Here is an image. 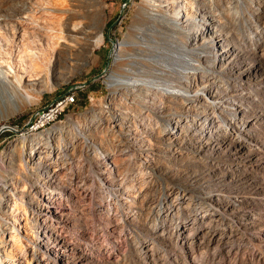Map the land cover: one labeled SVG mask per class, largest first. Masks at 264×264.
Listing matches in <instances>:
<instances>
[{
  "label": "rangeland",
  "instance_id": "rangeland-1",
  "mask_svg": "<svg viewBox=\"0 0 264 264\" xmlns=\"http://www.w3.org/2000/svg\"><path fill=\"white\" fill-rule=\"evenodd\" d=\"M3 183L2 264H264V0H0Z\"/></svg>",
  "mask_w": 264,
  "mask_h": 264
},
{
  "label": "bare ground",
  "instance_id": "bare-ground-1",
  "mask_svg": "<svg viewBox=\"0 0 264 264\" xmlns=\"http://www.w3.org/2000/svg\"><path fill=\"white\" fill-rule=\"evenodd\" d=\"M60 9H61L62 12H67L69 10L66 6H63ZM77 18H78V16L76 14H71L68 17V19L70 21L76 20ZM79 27H80V25L77 24V25H75L72 28V30L73 31H78L77 29ZM188 29L190 30L189 25H188ZM185 76L188 77L189 75H185ZM138 85L148 87L149 89H153L151 87V83H149V82H141V83L137 82V83H135L133 85V87H136ZM158 90L160 92L166 94V95H169V96H176L174 91H182V89H169V88H166V87L159 88ZM76 121L77 120L74 117L68 119L69 123H74ZM47 138H50V136L48 135ZM52 142H53V145L51 144ZM52 142L51 143L50 142L49 143L48 142L45 143L46 147H47V149L45 151L42 148H40V147L33 146V147H31V149L29 151L25 152V154L22 156L21 159H22L23 163L25 164V168H24L25 172L24 173L26 175L28 173H31V167H33L32 166L33 164L37 163L39 165H43V163H44L43 161H46L48 164H52L51 159L53 158V156H55L56 154H61L62 150L64 149L63 144L59 143V142L58 143H54V141H52ZM1 186L2 187H0V207L5 204L4 201L7 199L9 193L13 194V197L14 196L16 197L15 189H11V187H9L7 185V183H3V184H1ZM14 199H16V198H14ZM1 213H2V210L0 209V228H1L2 224H3V222H4V217H3V215ZM13 228H14V225H11V229H13ZM2 261H3V257L1 255V249H0V264H2Z\"/></svg>",
  "mask_w": 264,
  "mask_h": 264
},
{
  "label": "built area",
  "instance_id": "built-area-1",
  "mask_svg": "<svg viewBox=\"0 0 264 264\" xmlns=\"http://www.w3.org/2000/svg\"><path fill=\"white\" fill-rule=\"evenodd\" d=\"M77 101L76 91L74 89L69 90L40 109L27 123L24 130L29 133H37L58 124L66 111L75 106Z\"/></svg>",
  "mask_w": 264,
  "mask_h": 264
},
{
  "label": "water",
  "instance_id": "water-1",
  "mask_svg": "<svg viewBox=\"0 0 264 264\" xmlns=\"http://www.w3.org/2000/svg\"><path fill=\"white\" fill-rule=\"evenodd\" d=\"M113 25H114V24H113ZM113 25L110 26V28H109V30H108V32H107V33H108V34H107V37H108L109 40H111V38H110V34H109V33H110V29L113 27ZM111 41H112V40H111ZM14 131H18V130H14Z\"/></svg>",
  "mask_w": 264,
  "mask_h": 264
},
{
  "label": "trees",
  "instance_id": "trees-1",
  "mask_svg": "<svg viewBox=\"0 0 264 264\" xmlns=\"http://www.w3.org/2000/svg\"><path fill=\"white\" fill-rule=\"evenodd\" d=\"M111 25V24H110Z\"/></svg>",
  "mask_w": 264,
  "mask_h": 264
}]
</instances>
